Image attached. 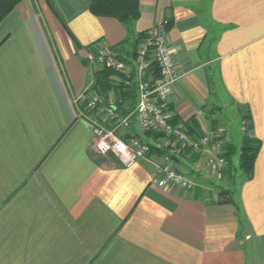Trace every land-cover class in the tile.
<instances>
[{"label": "crops", "instance_id": "obj_1", "mask_svg": "<svg viewBox=\"0 0 264 264\" xmlns=\"http://www.w3.org/2000/svg\"><path fill=\"white\" fill-rule=\"evenodd\" d=\"M92 1L23 0L0 24V264H264V0H139L129 24L94 15ZM164 20L180 75L171 122L196 119L232 147L221 171L210 150L173 152L194 191L159 187L150 160L124 168L97 154L74 103L100 70L87 48L133 59ZM236 115L227 135L223 118ZM124 134L158 144L136 117ZM245 136L260 148L235 189Z\"/></svg>", "mask_w": 264, "mask_h": 264}, {"label": "built area", "instance_id": "obj_2", "mask_svg": "<svg viewBox=\"0 0 264 264\" xmlns=\"http://www.w3.org/2000/svg\"><path fill=\"white\" fill-rule=\"evenodd\" d=\"M167 25L168 20H164L159 26L144 31L133 59L115 47L97 46L84 52L85 60L91 65L113 69L117 72V81L126 86L136 84L134 106H121L114 90L104 95L93 85L76 95L74 103L79 116L93 126V147L97 154L114 158L124 168H130L140 160H150L157 167L159 187L194 191L195 182L181 174L172 157L173 152L179 147L192 153L210 150L209 167L221 171L227 167V145L218 133L192 136L181 124L171 122L168 96L180 75L169 49ZM153 69L158 71V76H153ZM134 117L142 131L159 136L158 144L124 134ZM243 123L248 131V122ZM153 146L167 152L158 154Z\"/></svg>", "mask_w": 264, "mask_h": 264}, {"label": "trees", "instance_id": "obj_3", "mask_svg": "<svg viewBox=\"0 0 264 264\" xmlns=\"http://www.w3.org/2000/svg\"><path fill=\"white\" fill-rule=\"evenodd\" d=\"M22 1L23 0H0V24ZM90 11L96 16L114 17L124 24H129L141 17L139 0H93L90 6ZM170 28L171 21H168L167 29L169 30ZM143 34L144 32L141 33L140 37ZM116 75L117 72L108 67L100 69L95 73V82L93 84V87L104 95H106L109 91L114 90L121 100V106H123L124 103L130 98L133 99L132 106H134L137 98L136 84L133 83L131 86H126L123 82H119L114 79ZM153 76H158V71L156 69H153ZM245 120L248 122L247 129L250 130L252 127V122L250 118H245ZM171 121L173 123L179 122L177 117H174ZM182 126L192 136L202 135L200 126L197 123L196 119H193V121H191L190 123L184 122ZM155 137L159 136L156 135ZM259 148L260 142L258 140L249 136H245L240 152L239 167L242 171V175L246 179L251 178L253 175L254 162L259 152ZM153 149L158 154L167 152V150L155 149L154 146ZM227 149V165L230 167V156L232 153L231 145H228ZM172 157L176 159L175 157L177 156L173 154ZM231 171L232 170L230 169V172ZM231 193H234V191L222 188L219 194L220 199L222 201L231 202L233 200Z\"/></svg>", "mask_w": 264, "mask_h": 264}, {"label": "rangeland", "instance_id": "obj_4", "mask_svg": "<svg viewBox=\"0 0 264 264\" xmlns=\"http://www.w3.org/2000/svg\"><path fill=\"white\" fill-rule=\"evenodd\" d=\"M103 68H105V67H103ZM103 68H100V69H103ZM116 77H117V75L114 77L115 80H117ZM223 120L226 121L227 131H228V134L227 135H229L233 131H236L238 128H240V120H239V118H238L237 115H236V117H232L231 116V118H228V117L227 118H223ZM174 153L176 154V152H174ZM178 161L180 162V158L177 157L174 162L179 167ZM234 173H235V176L234 177L237 178V180L235 181V183H233V185H235V187H236L235 189H237L239 187V183L244 179V176H242V175L241 176H238L239 174L242 173V171H241L240 168L234 169Z\"/></svg>", "mask_w": 264, "mask_h": 264}]
</instances>
